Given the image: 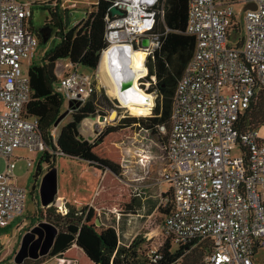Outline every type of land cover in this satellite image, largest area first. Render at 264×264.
<instances>
[{"label": "built area", "instance_id": "2783aa9c", "mask_svg": "<svg viewBox=\"0 0 264 264\" xmlns=\"http://www.w3.org/2000/svg\"><path fill=\"white\" fill-rule=\"evenodd\" d=\"M39 1L0 0V159L6 163L0 174V229L12 226L27 207L28 190L14 176L15 152L61 155L39 132V121L24 117L31 97L24 68L40 47L30 21ZM249 4L255 10H245ZM112 7L123 15L113 16ZM166 7L167 0H116L110 6L99 68L84 75L71 68L55 86L67 107L69 102L82 106L97 92L104 54L116 47L143 50L147 73L139 80L148 78V58L162 45L155 29L159 21L165 23ZM188 7L186 30L196 46L176 86L163 146L168 163L160 183L170 186L173 210L160 234L177 247L208 243L204 264H257V253L264 249V131L238 126L264 94V0H188ZM144 39L150 42L147 48ZM156 83L152 76L139 86ZM166 132L159 127L160 134ZM164 244L150 246L138 264H163Z\"/></svg>", "mask_w": 264, "mask_h": 264}, {"label": "trees", "instance_id": "16d2710c", "mask_svg": "<svg viewBox=\"0 0 264 264\" xmlns=\"http://www.w3.org/2000/svg\"><path fill=\"white\" fill-rule=\"evenodd\" d=\"M115 1L100 0L98 5H92L93 10L89 13L87 20L80 22L72 29L67 28V17L64 15L66 10H61L60 0H52L48 4L50 7L41 3V0L34 4L35 7L38 5L42 10L49 11L51 19L46 20L42 29H49V27L54 29L59 42L52 48H43L44 51L37 64L31 63L29 66L31 97L25 107L24 117L39 121V132L54 152L61 154L59 157L77 159L103 173L92 206H85L77 212L74 209L69 210L67 216L60 218L64 221L61 227L60 221L58 223L53 221L55 215L49 212L51 224L59 229V235L48 256L73 261L74 264H138L143 262L144 258L139 259L136 252L140 245L139 242H133L129 248L122 247L119 245L118 232L114 228L102 224L96 226V222L99 220L100 212L115 211L124 217L136 214V211L140 209L139 194L121 181L125 163L122 147L134 142L139 132L152 136L146 147L159 148L160 144L162 146L166 144L168 136L160 134L159 127L164 126L168 132L170 131V117L176 86L191 61L196 46V38L190 36L186 30L188 0H167L165 23L159 21L155 29L161 37L162 45L152 57L148 58L147 63L149 72L147 79L150 80V77L155 76L157 80L156 85L148 90V93L156 92L158 97L153 116L145 117L148 114L137 115L143 118L124 117L116 124H109L102 129L94 142L82 141L79 125L88 117H106L107 114L101 110L113 106V102L104 91L101 94L96 92L91 99L84 105L78 106L71 114L72 121L60 129L57 144L54 146L51 131L55 129V122L63 114L65 108L64 97L55 87L60 82L55 73L57 63L65 60L71 64V68L83 67L91 71L99 68L101 54L107 48L106 17L110 6ZM31 30L35 33L33 26ZM37 37L40 40V47L46 46L39 31ZM145 54L143 51L135 52V62L145 63ZM238 127L241 131L249 128L264 131L263 93H260L258 99L246 110ZM51 159L55 162L56 156L45 152L41 163L50 164ZM171 195L172 192L164 195L169 198L167 208L161 209L165 217L173 210ZM10 228L11 226L7 229H0V233H7ZM170 242L169 240L165 242L162 248L163 264H176L185 257L187 251L195 246L206 249V256L210 251L208 243L195 242L187 246H179L173 252ZM201 264H204L203 261Z\"/></svg>", "mask_w": 264, "mask_h": 264}, {"label": "rangeland", "instance_id": "374dc122", "mask_svg": "<svg viewBox=\"0 0 264 264\" xmlns=\"http://www.w3.org/2000/svg\"><path fill=\"white\" fill-rule=\"evenodd\" d=\"M52 0H41V3H44L45 6L50 7L48 4L51 3ZM97 0H60L61 10L64 11L65 17H67L66 25L68 29H72L77 26L80 22L86 21L89 13L93 10L92 5H95ZM76 3L75 9L70 8V6ZM51 19L49 11L42 10L38 7H33V18L31 19L32 26L35 29V34L39 30L42 29L47 19ZM51 36L46 46L40 47L37 50V56L32 59L33 64H37L38 59L41 58L44 49L52 48L56 46L59 40L56 38V31L50 28ZM40 34V33H39ZM41 35V34H40ZM139 50V49H138ZM64 61V60H63ZM29 62H27L28 65ZM64 63L69 64L67 61ZM26 64V63H25ZM138 65L139 63H136ZM145 67V63H141ZM147 68L145 67V70ZM29 69L24 68V72L28 73ZM82 75L88 73H93L90 69H86L83 67H79L78 70ZM147 73V72H146ZM62 75L65 74L64 70H62ZM147 78V77H146ZM139 80L143 83L147 82V79ZM110 82V79H108ZM99 84V85H98ZM145 93H148L152 87L139 86ZM96 86L102 89L105 95L110 97V100L113 102L112 108L102 109L101 111L106 115L108 121H101V116H94V123L98 124L104 123L107 125L116 124L122 118L127 117H141L142 115H148L145 117L153 116V110L156 105V101L158 99L156 92L148 93L153 95L154 97V105L150 108L149 111H141L138 109H129L123 107L119 99H116L108 92V89H103L100 83H96ZM143 93V92H142ZM65 108L63 109V114L66 112L67 103H64ZM117 113V117L112 120L111 116L113 113ZM141 115V116H137ZM90 118V117H88ZM143 118V117H141ZM72 115L69 114L64 121L60 124L57 129H52L51 136L54 139H57L58 132L60 129L64 128L67 124L72 121ZM90 125L89 121L86 119L79 125V131L82 130V125ZM105 126V127H106ZM168 131L163 136L167 135ZM81 134V133H80ZM84 134V133H82ZM152 136L145 135L143 133H137L135 136V141L129 143L128 146L122 147V152L124 155V180L130 181V184L143 186L144 196H148L155 192L159 196L168 195L171 191L168 188L166 183H160L163 173L165 170V166L168 163L166 153L164 151V147L160 144L159 148H150L146 147L147 142L150 140ZM84 140L83 137H81ZM86 140V139H85ZM84 140V141H85ZM89 141H92V138H88ZM86 140V141H88ZM160 143V142H159ZM131 144V145H130ZM150 149V150H149ZM43 154L31 153L27 149H19L15 152V159H18L16 163L15 169V178L17 180V184L19 186L27 188L28 198H27V207H25L23 217H20L12 223L10 230L7 233H0V264H15L14 258L15 255L19 252L21 247V240L27 232H30L38 223L47 222L52 223L51 221H60V227L63 225L64 221H61L60 218H63L62 212L65 210L69 212V210L74 209L80 211L85 206L79 205V203H89L93 197V194L96 192L98 187V183L100 180V176L102 174L101 171L89 166L85 162H80L77 159H73L70 157H59L56 154L52 156H56V161L52 162L53 159L50 160V164H46L45 162L41 163ZM233 155H238V152L233 151ZM28 161L31 162L32 167H28ZM57 170L58 176V186L59 192L57 194V198L62 197L64 199V207L62 208V212L60 211V207L56 202L52 207L45 209L42 208V204L39 197V191L41 186V181L43 176L52 169V166ZM6 169V163L4 159H0V174H3ZM138 181V182H137ZM76 201V202H74ZM169 202L166 201L160 202L159 200L152 201L150 210L148 215H151L147 223H144L143 226L137 230L139 234H137L134 240H123L122 244H132L133 242H139V246L136 249L137 255L139 259H143L146 257L148 249L150 246H157L160 243L166 242V239L160 234L161 226L165 220V213L161 212V209H166ZM49 212L53 213L55 216L54 219L50 220ZM99 220L103 223L102 225L117 228V217L114 213L100 212ZM124 224V222H123ZM121 223L120 228L123 225ZM118 226V227H119ZM122 246V245H121ZM124 247V246H122ZM173 252L177 250V246L173 245ZM206 257V249L200 246L192 247L189 251L186 252L185 257L181 258L176 264H201ZM257 264H264V249H260L256 256ZM24 264H74L73 261L59 259L58 257H45L36 261L26 260Z\"/></svg>", "mask_w": 264, "mask_h": 264}, {"label": "water", "instance_id": "95a60500", "mask_svg": "<svg viewBox=\"0 0 264 264\" xmlns=\"http://www.w3.org/2000/svg\"><path fill=\"white\" fill-rule=\"evenodd\" d=\"M254 9V4H249L245 10ZM111 13L113 16H122L123 12L116 8H111ZM41 34V38L43 39L44 44H46L50 40L51 31L50 29H41L39 30ZM150 42L148 39L142 40L143 47L147 48ZM124 73L127 71L129 73V69L127 65H124L121 69ZM131 77H125L124 84L122 85L123 89L126 92L131 90ZM98 92H101L102 89L97 86ZM143 101H148V99H144ZM80 107L81 104L79 102H69L66 112L61 114L57 121L55 122L54 128L57 129L62 121L66 119V117L71 114V109L73 107ZM101 121H105L106 117H101ZM84 141V140H82ZM57 170L56 168H52L49 170L45 176H43L39 191V197L42 204V208L48 209L55 204L57 200V194L59 192L58 180H57ZM101 220H97L96 226H101ZM59 235V229L47 222L38 223L30 232H27L21 240V247L19 252L15 255L14 263L15 264H24L25 261H38L40 258L47 257L55 244V240Z\"/></svg>", "mask_w": 264, "mask_h": 264}, {"label": "bare ground", "instance_id": "6f19581e", "mask_svg": "<svg viewBox=\"0 0 264 264\" xmlns=\"http://www.w3.org/2000/svg\"><path fill=\"white\" fill-rule=\"evenodd\" d=\"M140 51L143 50H133L130 47H116L113 50L111 49L104 54L105 62L103 63L102 69H104L105 76L107 78L105 79L108 81V77H111L110 79L114 82V84L111 85L112 83L108 81L110 88L109 92L113 97L119 99V102H121L123 107L149 111L154 105V97L151 94L145 93L138 87L139 78L144 77L146 74V66L144 67L141 63L138 65L135 64L134 53H138ZM114 64L116 65V68H114ZM124 65H127L129 73L127 71L124 73L121 70ZM126 76H130L132 81L131 90L129 92H126V90L122 87ZM144 99H148V101H143ZM116 117L117 113L114 112L111 119L114 120ZM98 124L102 125L100 122ZM56 202L58 203L60 210H62L64 207L63 200L59 197ZM112 213L115 212L112 211Z\"/></svg>", "mask_w": 264, "mask_h": 264}, {"label": "crops", "instance_id": "0c3cea01", "mask_svg": "<svg viewBox=\"0 0 264 264\" xmlns=\"http://www.w3.org/2000/svg\"><path fill=\"white\" fill-rule=\"evenodd\" d=\"M65 60H61L57 63V67H56V70H55V73L57 75L58 78H61L63 75L61 74L62 73V70H64L65 74L71 72V64H67V63H64ZM103 66V65H102ZM103 68V67H102ZM100 69V79L97 80V83H100L101 87L103 89H108V92H109V85H108V81L106 80V76H105V72H104V69ZM103 71V72H102ZM106 78V79H105ZM109 79L111 77H108ZM112 79H110V82L112 83L111 85L114 84L113 80L111 81ZM99 85V84H98ZM105 87V88H104ZM98 92V90H97ZM95 118V117H94ZM86 121H89L90 122V125L88 126L87 125H82V130H81V136L84 138V140H88V138H92V141L90 142H94L98 136V133L99 131H102V129L105 128L106 124L105 122L108 121L107 118L105 120L104 123H102V125L100 124H95L94 122V119L92 117L90 118H87ZM101 129V130H100ZM84 133V134H82ZM59 134V132H58ZM58 138V137H57ZM89 141V140H88ZM103 178V173L101 174L100 176V180H99V183L101 181V179ZM122 183H124V185H127L131 188H133L138 194L139 196L141 197V207L139 210L136 211V214H132V215H128V216H121V220L118 221L117 220V228H114L118 234H119V237H120V241H119V245H122L124 247H128L130 244H122V239L123 240H134L135 236L137 234H139V232L137 230H139L142 226H143V221L144 223H147L148 220H144V219H149L151 217V215H148V212L150 210V207H151V203L152 201H156V200H159L160 202H163L164 201V198L163 196H159L158 194H156L155 192H152V194L148 195V196H144V194H146L144 192V187L143 186H139V185H133V182H136V181H133L132 184H130V181H125L124 180V176L123 178L121 179ZM138 182V181H137ZM99 183H98V187L96 189V192L93 194V197L91 199V201L89 203H79V205L81 206H92V201H93V198L95 196V194L97 193L98 191V188H99ZM168 185V184H167ZM168 188L170 190V186L168 185ZM60 199L63 200V203H64V199L62 197H60ZM76 202V201H74ZM115 212V211H114ZM117 217L118 213H114ZM124 222V224H123ZM121 223L123 224V230H122V227L120 228L119 225H121ZM103 224V223H102ZM119 226V227H118Z\"/></svg>", "mask_w": 264, "mask_h": 264}]
</instances>
